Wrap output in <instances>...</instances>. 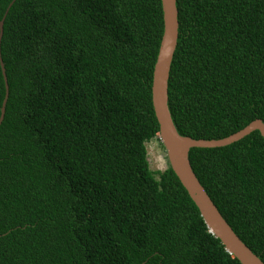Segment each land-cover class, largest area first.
Returning a JSON list of instances; mask_svg holds the SVG:
<instances>
[{
  "label": "trees",
  "instance_id": "16d2710c",
  "mask_svg": "<svg viewBox=\"0 0 264 264\" xmlns=\"http://www.w3.org/2000/svg\"><path fill=\"white\" fill-rule=\"evenodd\" d=\"M176 7L178 133L220 139L264 122V0ZM1 19L0 264H241L169 163L149 166L161 0H0ZM4 96L0 65V113ZM189 159L264 263V137L192 147Z\"/></svg>",
  "mask_w": 264,
  "mask_h": 264
},
{
  "label": "water",
  "instance_id": "95a60500",
  "mask_svg": "<svg viewBox=\"0 0 264 264\" xmlns=\"http://www.w3.org/2000/svg\"><path fill=\"white\" fill-rule=\"evenodd\" d=\"M161 5L163 11V34L154 64L151 99L154 113L159 124L158 136L166 151L168 163L187 191L189 197L197 206L209 231L221 241L227 252L237 258L241 264H264L239 238L233 228L222 216L198 180L189 159V151L192 147L224 146L243 138L253 130H258L264 137V122L258 118L254 119L237 132L220 139H194L189 136H182L178 133L168 107V78L171 61L177 44L178 10L176 7V0H161ZM2 30L3 19L0 20V40L2 37ZM0 65L5 81V96L2 101L0 113L1 123L8 98V83L1 58Z\"/></svg>",
  "mask_w": 264,
  "mask_h": 264
},
{
  "label": "rangeland",
  "instance_id": "374dc122",
  "mask_svg": "<svg viewBox=\"0 0 264 264\" xmlns=\"http://www.w3.org/2000/svg\"><path fill=\"white\" fill-rule=\"evenodd\" d=\"M146 148L148 152V161L150 168L152 170L165 169L168 165V159L166 156V151L161 145L158 134L157 137L146 143Z\"/></svg>",
  "mask_w": 264,
  "mask_h": 264
}]
</instances>
